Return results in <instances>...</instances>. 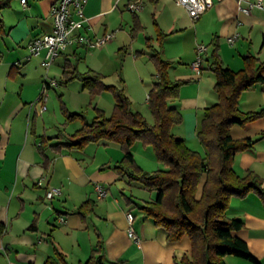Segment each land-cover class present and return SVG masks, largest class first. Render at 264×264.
Returning a JSON list of instances; mask_svg holds the SVG:
<instances>
[{
  "label": "crops",
  "instance_id": "0c3cea01",
  "mask_svg": "<svg viewBox=\"0 0 264 264\" xmlns=\"http://www.w3.org/2000/svg\"><path fill=\"white\" fill-rule=\"evenodd\" d=\"M12 1L0 9V264H43L57 251L70 263L85 262L98 238L103 240L106 264H177L184 254L189 255L190 241L183 237L169 242L166 230L142 213L140 205L150 200L153 192L140 182L119 177L113 167L123 158L125 148L112 141L73 147L60 144L82 123L75 119V123L69 122L62 111L64 102L59 97L71 91L72 84L71 80L63 82L58 68H62L63 75L68 68L78 67L83 53L100 47L70 46L46 69L43 52L30 55L27 46L33 38L51 32L49 10L55 0H26L25 6L20 0ZM130 1L87 0L83 15L84 24L90 27L78 32L96 38L113 30L111 41L121 25V7L129 9ZM152 9H159L162 18L169 16V24L158 20L161 32L188 38L190 48L185 54L179 52L165 58L172 62L168 69L170 79L188 80L180 87L178 97L170 101L184 113L183 121L171 130L188 147L205 155L207 149L197 139L196 130L200 111L218 99L214 92L216 76L209 68L212 43L216 42L221 63L233 70L243 68L247 55L264 61V0L261 7L246 14L239 11L236 0L215 1L197 19L191 18L174 0H152ZM236 34L235 40L229 42L228 38ZM198 44L207 47L200 74L190 67ZM103 52L107 48L91 54L89 57L93 56L96 64L85 70L101 71ZM181 54L187 58L175 66V58H181ZM46 76L56 79L58 84L48 87L46 109L41 111L38 97ZM154 80L153 74L147 92ZM59 85H64L62 92L58 91ZM82 90V83H76L71 92ZM72 105L77 107L75 102ZM239 107L243 111L264 108V81L241 93ZM230 134L236 139L255 140L251 149L235 154L233 166L241 175L254 172L263 181L264 189V116L243 125L233 124ZM130 151L143 170L166 167L148 142L138 140ZM96 184L105 188V196H96ZM52 187L60 188V194L48 199L46 190ZM86 200L93 201V207L80 212L79 206ZM127 212L133 214L131 223ZM226 215L242 221V227L234 234L246 242L257 262L227 254L225 264H264V198L255 190L244 196L233 195ZM129 226L139 235V243L128 236Z\"/></svg>",
  "mask_w": 264,
  "mask_h": 264
},
{
  "label": "trees",
  "instance_id": "16d2710c",
  "mask_svg": "<svg viewBox=\"0 0 264 264\" xmlns=\"http://www.w3.org/2000/svg\"><path fill=\"white\" fill-rule=\"evenodd\" d=\"M10 2L0 0V9ZM1 22L0 19V27ZM165 36L158 29V37L163 39ZM212 45L209 68L216 76L214 92L218 99L200 111L196 130L197 139L207 149L205 155L188 147L183 138L172 133V126L180 124L183 117L180 109L170 101L178 97L180 87L188 80L170 79L168 69L172 62L160 57L158 50L150 57L156 66L155 80L147 98L152 124L132 108L123 85L105 83L100 72L91 68L81 72L74 65L62 75L63 82L80 80L83 89L92 96L109 90L114 96V104L109 115L101 107L94 106L95 115L88 122L81 113L69 111L62 103L68 121L81 116L83 123L60 144L73 147L88 142L112 141L125 148L123 158L113 167L119 177H126L128 182H140L146 190L153 192V197L140 205L142 213L166 230L169 242L183 237L190 241L189 255L184 254L177 264H225L227 254L257 262L246 242L234 234L242 227V221L228 217L226 210L233 195L244 196L255 190L264 198L260 177L252 171L238 174L233 166L235 154L251 149L255 140L236 139L230 134L233 124L243 125L264 116V108L243 111L239 107L241 93L264 81V61L247 55L243 68L233 70L221 63L216 42ZM120 80L123 82L122 78ZM138 140L148 142L166 167L154 171L138 167L130 151ZM92 205L93 201L86 200L79 210L85 212L92 209ZM30 228L35 229V225ZM2 231L0 223V234ZM43 264H106L103 240L98 238L85 262L70 263L57 251Z\"/></svg>",
  "mask_w": 264,
  "mask_h": 264
},
{
  "label": "rangeland",
  "instance_id": "374dc122",
  "mask_svg": "<svg viewBox=\"0 0 264 264\" xmlns=\"http://www.w3.org/2000/svg\"><path fill=\"white\" fill-rule=\"evenodd\" d=\"M13 1L12 3H14ZM133 1L131 0L130 2ZM121 9L123 10L120 14L121 25L115 30L116 38L100 47V49L107 48V52L101 54L103 61L99 72L104 75L103 80L105 83L123 84L132 102V108L139 111L152 124L153 116L146 102L147 89L153 80V74L156 72L155 63L150 58L151 54L155 51L154 49L159 51V55L163 59L179 52L185 54V50L190 48L188 38L184 35H167L163 39L158 37V29L161 28L158 20L169 24V16L162 18V13L159 12V9H152V0H143L140 10L135 13L128 8L124 9L123 6ZM168 13V10H166V14ZM100 49L96 48L83 53V59L78 63V70L84 71L90 64H96L94 57L89 56ZM182 54L180 55L181 58H175V66L181 65L179 64L180 61H184L187 58L183 57ZM60 60L63 62V59ZM72 62L75 64L76 60ZM62 66H65V64H62ZM58 70L62 78V68L60 67ZM119 78H122L123 82ZM70 83L72 84V91L76 83L80 84L82 82L80 80H71ZM63 90L64 85H59L58 91L62 92ZM71 91H67L65 95H60L59 98L62 99L61 101L65 103L69 111L73 112L74 110L81 113L86 121L93 119L95 115L94 106L100 107V104L103 106L101 108H106L105 113L107 115L111 113L112 109L110 110V108L111 106L113 108L114 96L109 90L102 91L94 96L86 89L75 94ZM73 102H75L77 107L72 105ZM181 113L183 117L184 113ZM75 120L72 119L69 122L83 123L81 116H76Z\"/></svg>",
  "mask_w": 264,
  "mask_h": 264
},
{
  "label": "built area",
  "instance_id": "2783aa9c",
  "mask_svg": "<svg viewBox=\"0 0 264 264\" xmlns=\"http://www.w3.org/2000/svg\"><path fill=\"white\" fill-rule=\"evenodd\" d=\"M22 5L25 6L26 0H20ZM87 0H55L49 10V15L52 18L53 26L49 33H45L42 36L33 38L28 43V50L30 55H39L43 52V65L47 69L53 61L68 47L83 44L88 47H101L107 41L113 37V33H105L99 37L91 38L86 34L78 32L80 29H88L90 26L85 25L83 8ZM177 4L184 7L193 19H197L208 10L215 1L220 0H174ZM238 3V9L241 13H249L252 8L258 6L261 7L262 0H236ZM128 7L132 11H137L141 8V0H134L129 2ZM233 35L228 38L229 42H233L236 38ZM206 45L198 44L196 47V55L191 62L190 67L200 74L204 65V55L206 52ZM58 82L54 78H44V84L41 94L38 100L42 103L41 111L46 109L47 89L50 86H57ZM42 184V181L38 182ZM60 194V188L52 187L46 190V197L51 199L53 196ZM95 194L97 197H103L106 194L105 188L100 185H95ZM126 217L129 223L133 220V214L131 212L126 213ZM62 220V219H61ZM128 236L136 243L140 242V237L131 226L128 228Z\"/></svg>",
  "mask_w": 264,
  "mask_h": 264
}]
</instances>
